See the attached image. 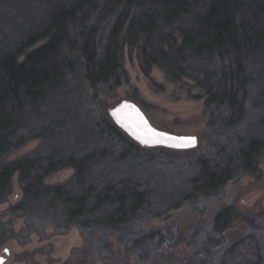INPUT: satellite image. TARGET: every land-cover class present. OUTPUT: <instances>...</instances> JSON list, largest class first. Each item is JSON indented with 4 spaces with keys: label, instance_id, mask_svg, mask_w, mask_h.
Returning <instances> with one entry per match:
<instances>
[{
    "label": "trees",
    "instance_id": "16d2710c",
    "mask_svg": "<svg viewBox=\"0 0 264 264\" xmlns=\"http://www.w3.org/2000/svg\"><path fill=\"white\" fill-rule=\"evenodd\" d=\"M127 50L145 75L202 93L204 147H142L113 122L99 93L120 85ZM263 167L264 0H0V205L16 177L7 214L77 228L76 264H264V210L230 202L186 232L143 226Z\"/></svg>",
    "mask_w": 264,
    "mask_h": 264
},
{
    "label": "rangeland",
    "instance_id": "374dc122",
    "mask_svg": "<svg viewBox=\"0 0 264 264\" xmlns=\"http://www.w3.org/2000/svg\"><path fill=\"white\" fill-rule=\"evenodd\" d=\"M43 43L44 41H41L36 46ZM122 69L120 85L110 93H99L108 106V113L123 101L131 102L143 112L156 130L194 138V146L188 150H194L199 145L204 147L205 142L199 144L207 121L204 98L200 97L202 93L190 81H170L156 66L145 75L139 68L135 51H125ZM36 145V141L28 143L20 154L31 151ZM71 175L72 170L66 168L47 178L46 183H62ZM19 194L17 178L14 177L12 195L6 203L0 205V258L4 259L2 264H76L79 260L77 252L84 246L79 230L72 228L64 234H55L52 229L46 227L45 222L8 215V208L14 204V197ZM230 202H234L241 211L256 213L264 210V167L262 177L258 181L251 177L239 178L227 185L223 193L216 198L187 205L170 215L167 222L154 220L143 226H166L176 221L180 230L186 232L199 212L205 211L204 218L208 222L212 211ZM240 228L242 225L239 224ZM207 229L205 226L203 231ZM114 245L116 247V244ZM163 252L174 253L175 258L188 253L184 247ZM156 259L159 261L154 258L146 264H164L160 258ZM88 264H103V261L91 257ZM128 264H137L136 257H130Z\"/></svg>",
    "mask_w": 264,
    "mask_h": 264
},
{
    "label": "bare ground",
    "instance_id": "6f19581e",
    "mask_svg": "<svg viewBox=\"0 0 264 264\" xmlns=\"http://www.w3.org/2000/svg\"><path fill=\"white\" fill-rule=\"evenodd\" d=\"M111 111L112 116L115 118L119 125L123 126L124 128H127L140 139H144L146 141L156 140L164 144L170 143L178 145L191 144L194 140V138L187 136H176L180 138L171 140V138H168L166 136L155 135V133L146 129L143 121V118H145L143 112L139 108H137L136 105L131 104V102L123 101L119 103L116 107L111 109Z\"/></svg>",
    "mask_w": 264,
    "mask_h": 264
},
{
    "label": "water",
    "instance_id": "95a60500",
    "mask_svg": "<svg viewBox=\"0 0 264 264\" xmlns=\"http://www.w3.org/2000/svg\"><path fill=\"white\" fill-rule=\"evenodd\" d=\"M132 104V103H131ZM138 108V107H137ZM109 116L111 117V119L113 120V122L120 128L122 129L132 140H134L136 143H138L140 146L142 147H146V148H156V147H163V148H169V149H175V150H186L189 148H192L194 146L195 140H193V142L191 144H170V143H161L159 141H146L144 139H140L137 136H135V134L131 131H129L127 128H124L123 126L119 125L118 122L115 120V118L112 116V111H109ZM146 118V117H145ZM143 118L144 121V125L146 127V129L150 130L151 132L155 133V135H162V136H166L168 138H171V140L174 139H179L176 136H173L171 134H167L161 131L156 130L155 128H153L150 123L148 122L147 118L145 119ZM4 262L3 258H0V264H2Z\"/></svg>",
    "mask_w": 264,
    "mask_h": 264
}]
</instances>
